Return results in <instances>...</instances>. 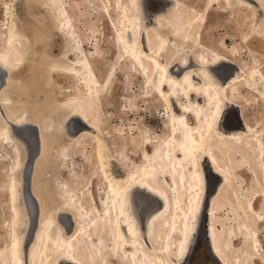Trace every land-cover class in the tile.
I'll list each match as a JSON object with an SVG mask.
<instances>
[{
	"label": "bare ground",
	"instance_id": "bare-ground-1",
	"mask_svg": "<svg viewBox=\"0 0 264 264\" xmlns=\"http://www.w3.org/2000/svg\"><path fill=\"white\" fill-rule=\"evenodd\" d=\"M112 1L122 17L121 28L112 22L115 39L127 60L153 88L154 97L163 104L164 117L171 127L169 137L162 143L145 139L140 165L119 179L109 173L108 146L99 136V121L90 101L99 96L100 90L108 88L115 72L108 71L100 80L81 48L64 0H45L44 7L53 12L57 31L65 42L57 60L46 57L42 60L47 63L49 76L76 77L86 96L78 99L61 90L64 97L58 109L63 117L50 115L33 120L28 104H23L22 86L15 77L25 69L24 60L35 41L24 33L6 3L1 9L0 74L4 76H0V145L11 146L16 160L15 167L5 171L11 221L7 244L0 248V264H113L114 258L122 264H185L195 237L200 234L198 221L206 203L210 264H264L259 230L264 224V126L256 125L257 120L255 124L246 121L241 102L229 98L234 85L244 80L251 92L264 101V66L256 61L246 67L232 57L233 53L226 52L225 44L221 51L203 44L201 27L216 4L222 3L224 12L234 1L258 11L264 7L263 2L206 0L204 7L190 13L181 0H167L172 5L167 13L154 16L152 27L143 22L140 0H100L107 15H110L108 3ZM253 40L250 43L256 44L255 47L264 44L261 36ZM11 94H16L19 100L11 102ZM232 108L236 110L239 126L227 129L221 121ZM74 120L79 124L77 131L72 130ZM58 133L69 140L91 135L96 163L105 179V193L98 201L93 190L88 189L90 195L83 201L84 192L74 199L65 190L67 184L62 186L60 198L64 210L59 214L68 216L71 227L60 217L58 220L53 210L49 211L47 197L41 193L39 172L50 162V140ZM66 149L61 148V157ZM230 149L242 150L240 162L253 177L249 188L235 181L236 160L233 164L227 162ZM21 150L27 156L25 167ZM23 167L21 183L17 171ZM209 173L220 181L214 195H209ZM148 197L159 207L151 208ZM28 198L39 214L34 223ZM21 201L29 216L26 220H22ZM135 204L145 212L144 216L138 214ZM221 211L226 212L232 225L225 224L218 215ZM28 222V229L20 232L19 228ZM100 234L107 235L108 243L96 237Z\"/></svg>",
	"mask_w": 264,
	"mask_h": 264
},
{
	"label": "rangeland",
	"instance_id": "rangeland-1",
	"mask_svg": "<svg viewBox=\"0 0 264 264\" xmlns=\"http://www.w3.org/2000/svg\"><path fill=\"white\" fill-rule=\"evenodd\" d=\"M64 1L68 5L67 8L73 20V28L76 35L79 36L81 48L90 58L100 80H103L108 71L113 70L115 72L108 88L100 90L99 96L93 97L90 105L99 121V136L108 146L106 151L109 159L107 170L119 179L142 163V154L145 150L144 140L149 139L154 143H162L168 139L171 127L164 117L166 111L163 104L154 97L153 88L145 83L141 72L133 67L130 60H127L115 39L112 22L116 24L117 28H121L122 17L113 1L108 3L110 15L104 13V4L100 0ZM181 1L183 8L191 10L190 13L204 7L207 2L206 0ZM261 1L264 5V0ZM6 3L15 19L22 26L24 33L30 38L33 37L35 41L24 60L25 69H22L20 75L15 77V80L22 86L20 91L23 93L20 95H22L23 104H28L30 117L35 121L50 115L60 119L63 117V113L61 109H58V106L64 97L60 92L61 90L66 94L75 95L78 99H85L86 95L83 86L76 77L72 75L49 76L47 74V63L43 62L44 58L57 60L65 42L64 36L57 31L54 14L44 7L46 5L45 0H0V42L3 40L1 26L3 12L1 9ZM237 4L234 1L230 9H226L225 12L221 11L225 10L222 3L214 6L215 8L207 15L205 24L201 26L202 43L204 42L203 44L218 51H221V46L225 44L228 49L226 52L233 53L232 57L243 62L246 67H250L256 61L264 66V44L255 47L256 44L250 43V40L257 39V36H261L264 40V7L258 11H253L254 9L250 10L239 6V4L237 6ZM57 36L59 39L56 38ZM38 46H42V49L38 50L36 48ZM2 75L0 74L1 77ZM233 88L234 93L230 91L229 98L241 102L246 121L250 124H255L258 121L256 125L264 126V101H261L251 92L244 80L236 83ZM10 98L11 102L19 100L16 94H11ZM178 101L181 102V100ZM230 114L235 121L233 114L231 112ZM189 121L194 124L193 118L189 117ZM78 125L77 121L74 120L72 130H79ZM56 138L50 140V162L46 163V169L43 167L39 172L41 193L47 197L46 206L49 207V211L53 210L57 219L60 217L68 227H71L68 216L59 214V211L64 210L60 196V193L63 192L62 186L67 184L66 189H64L69 190L74 199H79V196H82L81 191L84 192L85 195L81 197L83 201L85 197H89L86 196L89 194L88 189L93 190L94 197L96 196L95 199L98 201L105 193V179L99 172L96 163L91 135L83 134L77 139L69 140L63 134L58 133ZM33 143L35 144V141ZM150 144L152 142L148 145ZM62 147H67L64 157L60 156ZM21 156L25 167L27 156L22 150ZM242 158V150L238 152L236 149H230L227 162L229 160V163L233 164L236 160L234 165L235 181L241 182L244 188H249L253 177L247 167L240 162ZM15 160L12 147L0 145V248H4L7 244L11 221L5 190L7 184L5 171L15 167ZM24 167L17 171V178L21 183L23 182ZM21 191H23L22 188ZM228 198H230L229 192ZM136 203L138 202L136 201ZM149 203L151 208L157 206V202L153 199H150ZM257 204H260V200L257 201ZM21 207L22 220H26L29 216L23 201H21ZM28 207L31 221H33L36 216V205L29 198ZM225 213V211H221L218 215L225 220V224L232 225ZM65 216L67 217L65 218ZM29 222L24 227L19 228V231L25 232ZM84 224L81 223V225ZM259 230L264 246V224L260 225ZM96 237L103 241L107 239L106 234H100ZM106 242L108 243V241ZM207 255L208 260H206ZM262 255L264 256V251ZM209 256L208 247L204 248L200 242L191 253L190 258L194 264H210L212 261L211 256ZM111 262L122 264L115 258ZM257 264L261 263L258 262Z\"/></svg>",
	"mask_w": 264,
	"mask_h": 264
},
{
	"label": "flooded vegetation",
	"instance_id": "flooded-vegetation-1",
	"mask_svg": "<svg viewBox=\"0 0 264 264\" xmlns=\"http://www.w3.org/2000/svg\"><path fill=\"white\" fill-rule=\"evenodd\" d=\"M140 3H141V8H142L143 22H144V24H148L149 26H152V27H155L154 22H153L154 16H156V14L163 13V12L167 13L169 6L172 5L167 0H142V1L140 0ZM163 6H164V8H163ZM159 9H160V11H159ZM146 11H147V13H145ZM147 17H149V18L147 19ZM3 76L4 75H2V78H3ZM221 124H223L227 129L234 128L236 126V122L232 119V116H231L229 110H227L225 112V114L222 118ZM208 176H209V180L214 177V175H212L211 173H209ZM200 242L203 244L204 248L208 247L207 240H205L200 233L198 236L195 237L194 245L191 248L189 256H188L189 261L187 259V262L185 264H194L193 261L191 260L190 256H191V253L194 251V249L197 247L198 243H200ZM206 257H207L206 260H208V255ZM210 258H209V260H210Z\"/></svg>",
	"mask_w": 264,
	"mask_h": 264
},
{
	"label": "water",
	"instance_id": "water-1",
	"mask_svg": "<svg viewBox=\"0 0 264 264\" xmlns=\"http://www.w3.org/2000/svg\"><path fill=\"white\" fill-rule=\"evenodd\" d=\"M229 111L233 114V117H234V119H235V121H236V126L235 127H238L239 126V119H238V116H237V113H236V110L234 109V108H232V109H229ZM224 125L222 124V127H223ZM234 127V128H235ZM35 157V156H34ZM34 157H33V159H34ZM32 160V159H31ZM33 164V163H32ZM32 164H30L29 166L31 167L32 166ZM206 169H208L207 168V165H206ZM209 170V169H208ZM219 179L217 178V177H213L212 179H210V181H209V184H210V186H209V190H210V192H209V195H214V193H216V190H217V187H218V185H219ZM148 200H150L151 198H147ZM207 203L206 204H204V209L206 210L207 209ZM135 206H136V208H135V210L136 211H138V214L139 215H142V216H144V214H145V212H142V210L140 209V207L138 206V204L136 205L135 204ZM156 207H159V205H157ZM204 210V212L202 213V217H201V219H199V221H198V227H199V229H200V233H201V235H202V237L206 240V230H207V228H206V224H207V222H206V218H205V213H206V211ZM38 211H37V214H36V216H35V219L32 221V223H34V222H36V221H38ZM58 220H59V218H58ZM210 253V252H209ZM63 264H65V263H63Z\"/></svg>",
	"mask_w": 264,
	"mask_h": 264
}]
</instances>
